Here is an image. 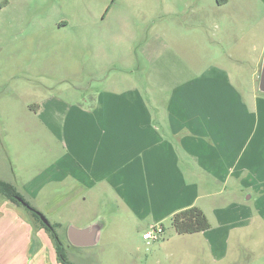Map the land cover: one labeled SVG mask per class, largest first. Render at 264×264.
<instances>
[{
  "label": "crops",
  "instance_id": "crops-1",
  "mask_svg": "<svg viewBox=\"0 0 264 264\" xmlns=\"http://www.w3.org/2000/svg\"><path fill=\"white\" fill-rule=\"evenodd\" d=\"M118 1L111 0L101 16L105 19L109 13L117 24L113 30L98 25L101 49L84 41L87 20L82 18L77 38L57 47L77 64H61L68 79H78L79 70L99 82L89 102L49 95L40 104L26 101L22 109L12 102L0 107V134L3 130L6 139L17 137L9 142L8 155L0 135V180L27 195L36 209L41 208L35 202L46 187H62L65 193L55 203L60 207L77 201L82 209H123L136 225L131 235L143 242L144 232L160 226L164 233V223L175 213L196 206L215 223L224 241L215 252V260L222 261L228 256L233 228L243 231L264 224V94L258 91L264 50L254 43L264 24V0H212L202 3L207 10L195 0H159V31L153 27L152 35L139 37L121 27L125 10L113 9ZM193 2L195 6L188 7ZM217 14L222 17L220 27L215 24ZM68 27L69 22L62 21L58 28ZM213 27L222 32L224 49L214 57L221 44L214 39ZM71 46L79 53L73 55ZM202 61L205 66L194 73ZM230 61L253 66L244 76L240 69L228 70ZM30 88L24 89L26 96H32ZM38 123L61 144L63 155L55 166L31 176ZM229 202H234L232 216ZM1 206L7 213H0V223L6 214L13 218L0 235L1 246L9 244L0 249V264H26L32 259L31 249L42 252L41 240L33 245L31 239L33 230L43 227L34 226L23 207L2 196ZM97 221L102 225L100 240V216L81 228ZM212 230L210 226L200 233ZM46 238L49 254L54 245Z\"/></svg>",
  "mask_w": 264,
  "mask_h": 264
},
{
  "label": "rangeland",
  "instance_id": "rangeland-1",
  "mask_svg": "<svg viewBox=\"0 0 264 264\" xmlns=\"http://www.w3.org/2000/svg\"><path fill=\"white\" fill-rule=\"evenodd\" d=\"M158 1L120 0L115 2L114 6H116L113 9L125 10L123 17H121L122 28L128 27V29L137 33L138 37L142 33L152 35L156 30L153 27L158 29V18L162 15L160 14L161 10L158 8ZM211 1L195 0L198 7H205L202 3L209 4ZM110 3L111 0H0V107L12 102L18 106V109H22L26 101L32 100L33 104H40L49 95L58 96L66 102L68 100L70 102H89L90 95L97 91L99 82L90 75H81L79 70L77 71V74H79L78 79H68L61 64H74V68L77 64L66 56L64 49H62L64 52L62 53L57 47L64 44V41L68 43L71 39L77 38V30L79 29L76 26L81 23L82 18L87 20L85 23L86 29L82 32L84 41L92 49L94 46L101 49V43L96 41L100 31L98 25L103 26V30L108 26L113 30V26L117 25L116 20L109 16V13L105 19H101L104 9ZM194 6L195 3L193 2L188 7L193 8ZM78 10L84 11L85 15L80 16ZM204 10H207V6ZM146 11L149 12L148 15ZM214 19L217 26H222L220 14H217ZM62 21L69 22V27L65 30L58 28ZM212 33L215 34V41L221 44L217 50L213 51L212 56L214 57L222 53L224 49L222 46V32L213 27ZM117 34L121 36L124 32L122 30ZM130 34L128 33V35ZM245 35L247 42L245 46L248 47L251 42L249 27ZM175 37L178 40V37ZM254 43L257 45L258 50L261 48L264 50V24L262 28L260 27ZM102 46L106 48L107 44L102 42ZM119 46L122 45L119 44ZM258 50L256 53L248 55V60L257 56ZM70 51L73 55L79 53L77 46H71ZM119 53L120 50L118 49V56ZM217 59L220 62L224 61L222 58ZM82 62L83 58H81ZM226 63L229 71L235 70L238 72L240 69V74L244 76L248 75L253 66L239 64L234 61ZM204 64L203 61L197 64V70L192 69V72L200 71L205 66ZM156 67L159 68L160 64ZM117 68L118 71L120 65ZM29 86L31 87L32 96H26L24 93V89ZM0 121H2L1 117ZM5 135L2 130L1 143L3 149L5 148L7 154L10 155L9 145L12 143L9 142L12 139L16 140L17 137L7 136L6 139ZM36 138L37 140H32L35 147L32 150L30 173H28L31 176L42 174L50 165L55 166L63 155L61 144L47 135L40 123H38ZM20 174L23 175L22 177L27 175L24 172H20ZM39 179H42V177L39 176ZM55 192H57V198L53 196ZM64 193L62 187H46L41 191L36 199L37 202H35L37 207L41 206L40 210L33 206L27 195L23 193L22 197L37 212L43 215L50 224L55 226V231L63 243L66 258L74 264H264L263 223L260 227L252 226L243 231L233 228L227 241L228 256L222 261H216V247H221L224 241L220 240L218 230H215V223H210L213 230L209 234L179 235L171 227L170 221H166L164 223L165 231L160 239L146 244V242L136 237L135 233L131 235V232H136L137 229L134 227L136 225L127 219L123 209H113L111 206L105 208L87 207L84 210L82 209L83 203L79 207L77 201L68 204L66 207H60L59 203L56 206L55 203L59 199L58 197ZM51 199V204L46 205ZM254 200L250 202V205L254 203ZM233 203L229 202V216L234 214L232 213L235 210L233 209L235 208ZM22 209L26 211L24 207ZM96 212L98 213L96 214ZM0 213H7L4 206L0 207ZM26 213L34 221V226H41L30 212L26 211ZM8 215L6 214L0 223V235L4 233V225L11 226L9 220L13 217ZM96 216H100L104 223V231L98 243L89 247L70 245L67 239L68 228L70 226L81 228L87 221L95 219ZM210 220L214 221L212 216ZM42 229L39 232L33 230L31 239L33 245L41 240L44 244L41 248L42 252L34 254L33 249H31L32 259L27 261L26 264H62L57 258L53 238L48 231ZM7 231L12 232L14 230L8 228ZM46 237L51 239L54 245L51 251L52 254H48L45 250ZM219 242L220 245L218 246ZM1 243L3 242L0 241V249L9 247L8 243L4 242V246H1ZM54 257L57 260H54Z\"/></svg>",
  "mask_w": 264,
  "mask_h": 264
},
{
  "label": "trees",
  "instance_id": "trees-1",
  "mask_svg": "<svg viewBox=\"0 0 264 264\" xmlns=\"http://www.w3.org/2000/svg\"><path fill=\"white\" fill-rule=\"evenodd\" d=\"M0 196L6 198L12 203L23 206L18 200H22L26 207V211L30 212V214L38 220L41 227H43L46 231L49 232L50 236L54 240L55 251L57 254V258L60 260L62 264H74L70 262L64 253L63 243L58 237L55 226L50 224L46 226L37 215L39 212L32 207L18 192L15 186L10 183L4 182L0 180ZM170 225L175 231V233L181 234H196L208 230L210 228V223L203 213L201 209L196 206L189 207L187 209L181 210L175 213L170 219Z\"/></svg>",
  "mask_w": 264,
  "mask_h": 264
},
{
  "label": "water",
  "instance_id": "water-1",
  "mask_svg": "<svg viewBox=\"0 0 264 264\" xmlns=\"http://www.w3.org/2000/svg\"><path fill=\"white\" fill-rule=\"evenodd\" d=\"M258 91L261 94H264V57L261 64L260 76L258 81ZM24 207L26 205L22 200H18ZM40 220L46 225H49L48 220L41 215L37 214ZM101 223L99 221L93 222L92 224L83 227V228H75L70 226L67 230V239L70 245L74 247H89L94 246L99 241L100 231H101Z\"/></svg>",
  "mask_w": 264,
  "mask_h": 264
},
{
  "label": "built area",
  "instance_id": "built-area-1",
  "mask_svg": "<svg viewBox=\"0 0 264 264\" xmlns=\"http://www.w3.org/2000/svg\"><path fill=\"white\" fill-rule=\"evenodd\" d=\"M163 234V228L160 226L153 227L142 234V239L147 243L154 242L160 239Z\"/></svg>",
  "mask_w": 264,
  "mask_h": 264
}]
</instances>
